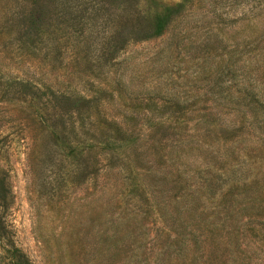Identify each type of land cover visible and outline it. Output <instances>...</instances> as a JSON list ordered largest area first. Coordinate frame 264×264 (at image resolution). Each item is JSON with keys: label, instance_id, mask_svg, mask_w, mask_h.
<instances>
[{"label": "rangeland", "instance_id": "rangeland-1", "mask_svg": "<svg viewBox=\"0 0 264 264\" xmlns=\"http://www.w3.org/2000/svg\"><path fill=\"white\" fill-rule=\"evenodd\" d=\"M0 184V264H264V0H0Z\"/></svg>", "mask_w": 264, "mask_h": 264}, {"label": "trees", "instance_id": "trees-1", "mask_svg": "<svg viewBox=\"0 0 264 264\" xmlns=\"http://www.w3.org/2000/svg\"><path fill=\"white\" fill-rule=\"evenodd\" d=\"M159 31H161V28H160L159 24H157V20L155 19V24H153L152 27H150V30L145 31L146 34L143 35V37L148 38V37L154 36L155 34H153V33L157 34ZM175 152H177V151H175ZM3 189H4L3 186L0 184V197H3V193H5L3 191ZM1 224H2V222H0V225ZM13 252H15V251H13ZM15 255H17V254H15ZM17 264H18V262H17ZM20 264H22V263H20Z\"/></svg>", "mask_w": 264, "mask_h": 264}]
</instances>
